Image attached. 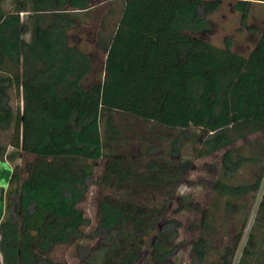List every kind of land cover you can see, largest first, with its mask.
<instances>
[{"label": "trees", "instance_id": "obj_1", "mask_svg": "<svg viewBox=\"0 0 264 264\" xmlns=\"http://www.w3.org/2000/svg\"><path fill=\"white\" fill-rule=\"evenodd\" d=\"M4 1L0 132L13 128L15 150L0 145V167L31 161L14 166L7 190L0 188L2 264H56L50 254L58 243L74 245L79 264H169L178 226L168 206L193 161L218 153L189 264H233L238 251L236 264H264V188L243 241L244 201L264 179V23L246 26L256 36L246 55L230 37L220 46L201 37L223 2L246 25L264 0H11L10 12ZM98 6L106 8L94 40L104 55L101 72L74 38ZM11 91L21 92L15 115ZM131 121L150 125L135 135V153ZM188 145L191 157L184 156ZM249 166L252 181L234 183ZM91 186L95 224L86 233L76 206ZM239 208L240 230L219 246L224 215Z\"/></svg>", "mask_w": 264, "mask_h": 264}, {"label": "rangeland", "instance_id": "obj_2", "mask_svg": "<svg viewBox=\"0 0 264 264\" xmlns=\"http://www.w3.org/2000/svg\"><path fill=\"white\" fill-rule=\"evenodd\" d=\"M230 3L225 1L222 3L221 7L208 17L209 29L201 34V37L208 40L216 46H220L224 37H230L233 40L234 46L233 50L239 54L246 55L251 49L256 36L252 34L246 26H253L255 29L259 30L264 23V6L255 5L250 12L246 25H241L239 15L233 11L230 7ZM2 8L5 12H10L13 9L11 0H5L2 4ZM106 10L104 6H98L90 11L91 23L90 25H83V27L78 29V33L74 35L75 41L79 46H86L93 57L94 69L97 72L103 71L104 67V55L94 44L95 36L99 30V21L103 12ZM10 105L15 115L18 109H22L21 92L19 96L15 91L10 92ZM132 126V132L130 133V147L133 152L136 150L137 140L136 134H144L150 127V125L137 121L130 122ZM158 129L153 130L146 134V137L154 136ZM13 134V128L8 132H0V145L7 146L8 153L14 152V148L9 146V141ZM255 136L251 137V139ZM155 144L162 145L157 139L154 140ZM190 146L185 147L186 157L190 156ZM135 153V152H134ZM221 153L214 156L199 159L193 161L189 174L187 176L186 183L181 185L177 191L176 197L171 201L168 206V217L174 219L177 222V238L175 241L177 251L175 256L171 259L169 264H189L190 252L192 247V242L198 236L200 230L199 224L201 222V211L205 210L209 205L210 199V187L209 184L212 183L218 175V167L220 164ZM31 161L29 157H21L16 161L7 162L5 165L0 167V188L4 191L7 190V182L10 178L11 169L14 166L19 165L23 167L26 162ZM103 163L102 161L96 162L92 165L91 171L93 176L96 178L101 174ZM255 172L251 167H245L241 170L234 178V183L250 182L253 179ZM264 188V179L260 191L256 194L255 198L251 201H244L246 203L248 220L246 226L243 230V241H245L246 236L251 230L254 218L256 216L257 206L261 198V194ZM97 194L96 186L89 187L86 195L76 206L80 213H82L83 218L88 221V225L83 227L86 233H89L95 224V197ZM239 204V203H238ZM223 206L221 203L220 207ZM242 211L238 210L236 214L224 215L226 218L225 226L222 227V232L218 237L219 246L225 245L230 242L232 235L239 231L241 228L242 221ZM223 215V214H221ZM2 213V218L5 217ZM81 244H88L92 248L95 243L88 241H83ZM241 249V248H240ZM240 256V251L237 252L233 264H236ZM50 258L53 263L56 264H79L76 248L73 245H67L64 243L56 244L50 254ZM212 259V256L209 260ZM0 264L1 256H0Z\"/></svg>", "mask_w": 264, "mask_h": 264}]
</instances>
